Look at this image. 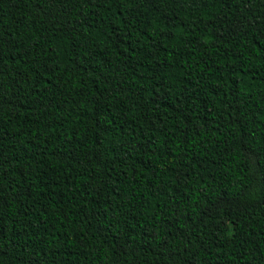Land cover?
Instances as JSON below:
<instances>
[{"label":"trees","instance_id":"obj_1","mask_svg":"<svg viewBox=\"0 0 264 264\" xmlns=\"http://www.w3.org/2000/svg\"><path fill=\"white\" fill-rule=\"evenodd\" d=\"M0 264H264V0H0Z\"/></svg>","mask_w":264,"mask_h":264},{"label":"rangeland","instance_id":"obj_2","mask_svg":"<svg viewBox=\"0 0 264 264\" xmlns=\"http://www.w3.org/2000/svg\"><path fill=\"white\" fill-rule=\"evenodd\" d=\"M236 230L238 231L239 229H238V228H236Z\"/></svg>","mask_w":264,"mask_h":264}]
</instances>
